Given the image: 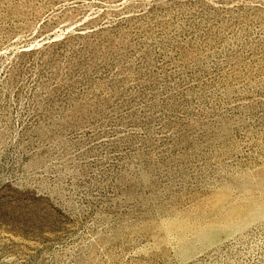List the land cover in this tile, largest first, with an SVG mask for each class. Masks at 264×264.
Returning a JSON list of instances; mask_svg holds the SVG:
<instances>
[{
	"label": "rangeland",
	"instance_id": "374dc122",
	"mask_svg": "<svg viewBox=\"0 0 264 264\" xmlns=\"http://www.w3.org/2000/svg\"><path fill=\"white\" fill-rule=\"evenodd\" d=\"M0 264H264V0H0Z\"/></svg>",
	"mask_w": 264,
	"mask_h": 264
}]
</instances>
